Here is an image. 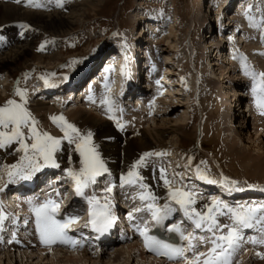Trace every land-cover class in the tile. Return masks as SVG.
<instances>
[{
	"label": "bare ground",
	"instance_id": "bare-ground-1",
	"mask_svg": "<svg viewBox=\"0 0 264 264\" xmlns=\"http://www.w3.org/2000/svg\"><path fill=\"white\" fill-rule=\"evenodd\" d=\"M44 1L45 0H39V2L43 5L42 7H39V8L30 6L28 3V0H21L20 3H17L16 0H10L5 5L2 4L0 1V25L10 24L12 27H14V24L20 23L22 21H27L28 23H31L33 25V27L31 26V28L33 29L32 31L25 30V32L22 34L20 33L8 34L1 40L0 42V74L6 70L14 71L15 68L13 66H15L16 62L22 59L29 58V55H31V46H30L29 40L31 36L35 35L36 29L38 31L52 33L55 35L63 34L69 31L71 28L75 27L78 21H80L81 19H84V14L89 9L85 7V6H88L89 3H87V0H84L81 3L74 5L70 13L65 14L61 11L59 7L56 6V0H47L48 2L47 5L50 7V9L48 10L46 9V6L44 5ZM92 1L95 2L94 4H92V6H96L98 5L99 2H101V0H92ZM228 1L229 0H211L210 8H213V11L215 12V15L217 16L218 13H216V11L222 9L221 11V14H222L225 10L224 8L225 7L227 8ZM223 6L225 7L223 8ZM52 8L54 9L51 10ZM61 8L64 9L65 7L62 6ZM44 9L46 10L44 11ZM246 10H248L247 15L245 14ZM210 11H209L210 15L208 13L207 14L200 13L199 15V18H198L199 28L198 29L203 28V29H206V31L203 33L200 32L199 36L197 37V39L199 40V42L197 43V46L199 50L202 49L203 52L205 50L206 53L211 52L215 48L214 51L216 50V55H217V54H220L222 50L217 49V45L214 44L212 41V38H213L212 35L214 34V32L212 34H210L209 32V25H210L209 18L212 15L211 14L212 12ZM235 12L237 14L236 17L234 13V17L232 19H229V23L224 24L223 26H228L230 22L233 21L235 24L237 23L236 25L241 26L242 28L241 30H243L244 32H247V39L244 41L246 42L248 40L251 44V45H247L248 44V41H247L246 43L247 50H248L247 52L251 53L256 50L254 53H251V56H253V58L255 57L254 59L255 62L253 65L256 66L255 69L253 68L252 69L257 73L264 72V69H263L264 68V46L263 47L259 46V45L264 44V33L262 34L258 30V27L251 26V23L248 19V16L254 17L255 22L257 23L261 22V25H262V22H264V4L263 5L261 4V0H239V4ZM165 16H166L165 12L163 11H161V14H158V12H155V16L154 15L152 16L149 13H140V15H137L136 16L137 23L139 24L141 23L142 25L144 24L140 32L134 33L135 36H132V37L129 34L124 35L122 38L123 39L122 47L120 48L122 55L121 56L119 55L117 59L115 58L114 60L110 58L107 63L108 74L112 75L113 80H111L109 85H107L106 87L107 81L103 79V76L97 75L96 77H94V80L91 84V86L92 85L95 86V89L91 90L87 88V90L86 89L84 90V93L83 95H81L79 102L81 101V99H83L86 103H88V105L93 106L94 108L98 109L104 115L102 116V118L94 115L90 111L82 109V107H80L79 105L66 110L67 111L66 113H68L69 117H73V118L75 117V120L71 121L67 119V121L75 124L81 130H91L94 133L93 140L97 142L99 146V152L102 154L101 157L105 161L106 167L109 169V173H111L114 176L113 180L116 183L120 182L121 175L126 174L127 171L129 170V167L136 160H138L139 157L143 153L151 152L153 150L152 148L155 147L153 145H156L157 148H161V149H158L159 150L158 152L163 150L166 146H167V150L168 149L170 150L172 146L170 144L169 145L164 144L165 136L171 133H176L177 130L184 129V127L188 125L186 123L177 121L178 119L183 120V118H181V115L177 117V120L175 119L176 121L174 123H172L173 119L170 118L169 114L174 112L178 107H180V105L176 103H170V102L166 104L163 102L164 105H166V109H164L166 110V112H164V114L168 112L169 114H167L168 116L165 115L161 117L160 123L156 124V128H154L153 130L151 129L144 130V128L142 127L134 128L133 130H131V133L127 132L125 133V135L121 137L118 133L116 124L114 123V120H113L115 117L117 118L120 111H116L114 113H108L106 111V106L100 104V100L106 94H109L110 96H112V99H114L116 103L118 102V100H121V102L119 101L120 104L124 103L125 95L127 94H129V96L134 95V90H132L131 86H133V84L135 83H136L135 85H137L138 80H142V77H138V75L132 74V71L134 73L136 69L134 65V60H136L137 62L139 61L140 63V59H139L140 56H141V59H144L146 57L147 58L146 62H150L151 60L149 59L151 58H156L155 52L150 51L152 50L151 47L149 46L150 42H148L146 46L147 50H146L145 55H143V51L140 53L138 52L141 48H143L142 46L143 43L140 44V40L144 39V34H145L144 28H147L148 30H150V33H152V31L159 32L160 31L159 26L158 25L156 26L155 23L156 21L161 22ZM238 17H241L242 19L241 18L239 19ZM243 17L244 18L246 17L247 19H243ZM246 23L249 26V29H246V27H244V24ZM261 27H262V32H264V26H261ZM261 27H260V30H261ZM132 29H133L132 31L134 32L135 31L134 27ZM243 31L242 33H244ZM31 32L33 34H31ZM255 34L257 35L255 36ZM248 36H250V38H248ZM217 38H221V39L225 38L224 33H219L217 35ZM207 39L208 40L211 39V40L207 41ZM136 42H139V43L134 45L133 43H136ZM238 42H240L239 39H238ZM107 44L98 47L96 49V52H98L101 48L103 50L107 49L108 48ZM212 46H214V48ZM45 49L47 50V51L45 50L47 53H52V54H49V55L47 54V56H44L46 57V61L44 57L39 56L38 59L41 62L51 63L52 60L58 58L59 53L56 51V47L54 46V43H51L48 46L46 45ZM214 51H212V53ZM238 52L240 51H238L237 49L236 53ZM94 53H95V50L90 53L92 57L91 63L94 62V59L96 57ZM138 53L139 55H137ZM134 56H135V59H134ZM125 57H127V61L125 60ZM206 57H208V61H207L208 65L207 67L205 66L206 68L204 67L205 68L204 71L208 77H205L204 80L214 85L215 91L219 92L217 93L218 94L217 97L220 95V93L222 94L223 89H228L227 88L228 86H229V89L227 90L228 91L227 96L225 94V97L224 96L222 97L223 98L222 104L224 105H222L221 107L223 110L221 109L219 104L215 103L217 102L216 101L217 99L216 98L212 99L214 101L213 106H211L210 107L211 109L207 111L211 112L212 115L210 116L216 117V115L218 114L219 115L217 116V119H216L217 121L214 124L205 125V128H204L205 132L203 133L212 135L211 138H209V141L211 143H213L215 139L220 140L222 138L223 140L221 142L222 147H223L222 151L226 154L225 156L231 157L230 161L233 160L235 162L234 164H230V163L229 164L235 167L239 166L240 169L243 171L244 175L251 174L253 178H251L250 181L255 180L254 182H252V185L260 186L259 188H252V189L247 188L245 192H251L253 194L257 192L263 193L261 189H264V188L261 186L264 185V182H262L264 179L261 180V175H263L264 177V142H263L264 137L259 134V131L261 133V131H264V129L258 131V128L256 127L254 128V131H253V127H251L252 134L251 132H248L247 135H244L243 133L244 130L242 129L239 130L238 129L239 126L238 127L232 126L233 119H234L232 116V113L235 111L234 107H237L240 105V103L242 102L241 97L243 94H246L244 97L248 98L249 109H250V112L253 115H255L256 123L264 121V115L261 114L260 109L257 108L254 102V96L252 93V85L249 86L247 90L246 89L243 90L242 87H244L245 82H247L246 80L248 76H246L245 74L243 75L242 72H240L239 74L237 73V74L232 75L231 71H229L230 69H229L228 63L227 65H222V62L227 59L225 58V56L222 57V59L224 60L222 61V59H220L219 63L217 59L211 60L210 54ZM234 57H235L234 61L236 60V65H237L235 66L241 67V60L239 59V55L238 56L234 55ZM165 59H167V57ZM117 60L121 63L116 62ZM229 61L231 60L229 59ZM26 62L27 60L24 61V63ZM90 64L87 66L81 65L77 70L79 71V73H81L83 69L85 70L86 68L91 67ZM120 64L126 65L123 70L124 72H122ZM28 65H24V67ZM257 68L259 69L257 70ZM162 69L163 71L165 70V72L161 74V79H159L160 81H158L157 84H156L155 79H151V81H155V83L149 86V88L151 89L149 90L146 88L137 89V91L140 92L139 94L144 96L145 101L148 103H151L154 99H158V97H160V99H163V97L165 98L173 97V96L180 94L181 89L176 88L177 86L181 85L180 82L175 79L170 78L171 76L175 75L173 69L171 67H167V68L165 67ZM216 70L218 71V73L215 72ZM150 77L152 78L155 77V73L153 70L150 71ZM202 77L203 76H200L198 81H201ZM2 79L3 78L0 77V89H2L4 93L5 88H6L5 86L6 83H4L5 80L4 79L2 80ZM31 79L32 80L29 83L28 87L32 89L31 90L32 93L39 90L38 93L47 95V98L50 97L52 94H59L58 98H59V101L61 102V105H60L61 108L63 107L66 108L68 106L69 102L66 104L67 97L64 98L61 95V93L68 91L65 88L66 84L62 82L63 80L54 82L53 84H56L57 86L50 88V87H46L45 84H42L38 78L36 79L35 76H32ZM125 79H127V81H130L128 87L126 88L124 86ZM248 79H251V78L249 77ZM151 81L149 82L150 84H151ZM201 83H204V82L201 81ZM30 84L32 87L30 86ZM172 84L174 86H170ZM218 84L220 85L219 87L217 86ZM151 90L153 94L148 95L146 92H149ZM90 94L92 95L93 99L96 101L95 103H93L92 100L88 99ZM75 96H76V93L74 95V98ZM205 96H206L205 98L206 101L207 100L210 102L212 101L210 100L211 98L208 96V94H206ZM231 97H233L234 99L232 100ZM74 98L73 100L71 99V101H74ZM236 101H238V103H236ZM47 102L51 103V101H47ZM176 102L182 103L181 107L184 106L183 101L179 102V100L177 99ZM32 103L33 104L31 105L35 106L33 110L38 115V116L36 115L37 117L35 118L36 119L40 118L41 120H44V122L51 121L49 118L50 117L49 114L51 113L59 114L60 112L57 109H55L56 107L54 108L52 106L46 111L47 108L43 107L45 101H43L42 97L37 98L36 100H33ZM57 103L59 104V102ZM121 109H122V113L125 112L124 110L125 107ZM62 112L63 111H61V113ZM236 112L238 113L239 110L237 109ZM44 115H46V117H43ZM109 115H112L114 118L109 119ZM233 115L235 116L234 113ZM237 115L241 116V113L240 114L238 113ZM120 118L121 117H118L117 119H120ZM103 119L106 121H104ZM138 122L140 121H137L136 119H133V118H126L122 121V124L124 125L125 129H128L131 127V124L135 125L134 123H138ZM244 122H245V118L242 117L240 127L244 126ZM256 123L255 125H258ZM140 124L141 123H139V126ZM205 124H208V123H205ZM54 126L56 125L54 123H51V127H54ZM263 126H264V123L260 125L259 128ZM53 130L57 131V128ZM227 131H228V134L225 135V132L227 133ZM25 133L27 135L26 130H25ZM135 133L136 134L139 133V134L136 135ZM126 134L128 135V137H126ZM62 135L63 133L60 132L57 137H61ZM256 140H259V141L257 142ZM18 147H19V144L16 142H13V144L11 145H8L4 148H0V166L3 167L4 165L12 164L18 161V159L20 158V152L17 151ZM73 149H74V145H69L67 141L62 142L61 150L56 154L57 163L60 164V167L57 169L62 170L63 168L65 167L67 168L70 166L72 168H75V167L79 168L80 157H78V153L74 152ZM69 157H71V163L69 162ZM156 157L157 156L149 157L148 158L149 162L147 166L140 168L139 171H140V174L144 176L143 179L145 182H147L148 184L150 182L152 183V185L149 184L151 187V191L161 198L157 202L164 203L166 202V199L164 198L167 196V188L165 187L163 180L160 178L161 169L163 168L161 167V164L156 161L155 159ZM195 158L196 156H194V159L192 158L193 162H195ZM177 165L178 164L175 165V167L177 168L175 169V171L180 169V166L177 167ZM157 173H159L160 175L155 178L156 176L155 174ZM182 174H184V171H182ZM182 177L184 178V176ZM183 178L177 177L176 180L179 183L181 179ZM220 179H221V176L212 178V180H216L217 182H219ZM257 180H260V183ZM7 181H8V177L4 175V179L0 181V187H3L5 184H7ZM18 181L12 184H8V186L5 189H8L9 187L14 186V184L15 183L17 184ZM240 184H245V183L241 182ZM198 185H203L206 188H209L211 190L215 189V191L217 189L215 187H212L213 186L212 184L204 180H201ZM218 185L223 190L221 191L222 194L225 192L226 194L230 196L235 195V197L239 195L238 193H231L229 190H227L225 187H223L219 183ZM0 195L1 197H4V191L0 192ZM130 195H131L130 198L134 199V196H132V194ZM18 198H19V195L17 196L16 200H18ZM248 199L247 201H249ZM73 201H77V200L73 199ZM11 202H13L14 204L15 201L11 199ZM209 202H210L209 199L197 197V203L194 206H203ZM27 205H28V201L23 206V209H24L23 212L19 211L20 205L16 206L18 209L16 214L18 213L25 214V212L27 211V207H26ZM11 209L13 210V208ZM24 219H26V217H24ZM18 224L19 222L16 223V225ZM104 246H107V244L104 243L103 248H101L100 250H97L96 248H94L95 246L92 245L89 248V250L83 249V246H82L78 248L76 247L73 250L69 249L70 251L68 249L66 250L61 249L59 251H51L50 253L42 252V250H36V249H32V251L27 250L26 252L22 250L23 248H21V251H20L21 253L15 256L9 253V251H11L10 247H6L4 245V246H0V264H163V263L154 261L153 259H150L147 255H144L143 252L140 249H138L136 245L126 244L124 246H117V244H113L111 246L112 251L110 252H109V249L111 250V248L110 247L105 248ZM20 247H21V244H20ZM22 252H25V254H23Z\"/></svg>",
	"mask_w": 264,
	"mask_h": 264
},
{
	"label": "rangeland",
	"instance_id": "rangeland-1",
	"mask_svg": "<svg viewBox=\"0 0 264 264\" xmlns=\"http://www.w3.org/2000/svg\"><path fill=\"white\" fill-rule=\"evenodd\" d=\"M0 1L4 5L9 2L7 0H0ZM65 1H66V4H64V1L62 0V5L65 8L64 9L61 8V11L65 14H68L72 11L74 5L79 4L83 2L84 0H69V2H67V0ZM87 3H89V5L85 7L89 8L90 10L88 9V11L84 14V19H81L80 21H78L75 27L71 28L69 31L63 34H60V35H55L52 33L38 31L37 29L35 30V35L31 36L29 40V43L31 46V55H29V58L22 59L16 62L15 66H13L15 68L14 71L6 70L7 72L4 71L0 74V77L5 80L4 83H6L5 92L3 93L2 89H0V105H3L4 102L8 99H16L17 101H19L18 100L19 97L14 95V89L16 87H20L22 89L27 90V98H28L27 107L29 111L32 113V115L34 117H37L38 115L33 110L35 106L31 104H33L32 103L33 100H36L42 95L37 94V92L32 93L31 92L32 89L28 87L29 82H31L32 80L31 78L33 75H35L37 79L38 77L36 75L42 77L50 73H55V75L49 76V81H57V80L62 79L64 75L70 74L72 71H74L79 66V64L84 62L86 60L84 58L89 57L90 56L89 53H91V51L93 50L96 51V49L100 47V45L107 44L105 40H109L110 42H113V41L121 42L122 41L121 36H124L127 34L129 35L134 34V32L137 31L139 27V26L137 27V24H138L136 20L137 15H140V13H149V11L153 12L158 9H161V11L165 12L167 21L164 20L163 22L159 23L161 25V33L159 36L155 37L153 40V42L158 45V46H155V48H157L155 49V52H157L156 54L157 58L154 59L153 62H150V66L148 70L143 71L144 66L148 65V63L144 62L145 59L142 60V63L140 65V68H142V73L146 77V81L143 86L148 88V85H147L148 71L151 68L154 69V72L156 75H160L165 72V70L163 71L162 68L171 67L175 74L174 76H171V78L172 79L176 78L180 80L181 85L178 87V89H181V91L179 95H176L173 97H166V98L163 97V99H160L158 97V99H156V101L152 102L151 104L149 103L147 104L145 103V101H143L144 103L143 102L141 103L140 100L142 99H136V98L132 100L126 99V102H125L126 109H128L129 107L131 108L127 111L126 114H124V118L132 117V118L138 119L141 122L134 123L137 126L131 124L130 128L125 129L124 127L118 128L117 123L114 121L119 135L122 137L123 135H125V133L127 132L131 133V130H133L134 128H140V127L144 128V130L145 129L153 130L154 128H156V124L160 123L161 117L169 114V112L164 114V112H166V110H164L166 109V105H164V103L168 104L170 102V103L179 104L180 107H178L174 112L169 114L170 118L173 119L172 123H174L177 120V117L181 115V118H183V120L178 119L177 121L186 123L188 125H186L185 126L186 128L184 127V129L177 130L176 133H171V134L166 135L164 138V144L166 145L170 144L172 147L170 150L169 149L167 150V146H166L161 151L168 153L167 155L168 156L170 155L172 157L173 162L175 161V163H178L181 166L187 165L188 171L190 173L192 172L196 177H197L196 168L199 166V168L203 172H205L209 178L225 176L231 180L238 181L239 183L237 187H242V185H239L241 182L245 183L243 185H248L249 183L252 184V182H254L255 180L250 181V179L253 178L251 174L244 175L243 171L240 169L239 166L235 167V166L230 165V164H234L235 162L233 160L230 161L231 157L225 156L226 154L222 151L223 150V147L221 144V142L223 141L222 138L220 140L215 139L214 142L211 143L209 141V138H211L212 135L203 133L205 132V129H204L205 125L214 124L217 121L216 120L217 116L219 115V114L216 115V117L210 116L212 115L211 112L207 111L211 109L210 108L211 106H213L214 101L212 99L216 98L217 99L216 101L219 103L217 102L215 103L219 104L221 107L222 105H224L222 104L223 102L222 97L223 96L225 97V94L227 96L228 94L227 90L229 89V86L227 87L228 89H223L221 87L223 90H222V94L220 93V95L218 96L220 98L219 100V98L217 97L218 95L217 93L219 92L215 91L214 85L204 80L205 77H208L204 71V69L208 65V62H207L208 57L206 56L210 54L211 55L210 59L211 60L217 59L218 63L220 62V59H222V57L225 56V58L227 59L222 62V65H227L228 63L229 69H230L229 71H231L232 75L237 74V73L239 74L240 72H242L243 75L245 74L242 68V65L241 67H236L237 65H236V60L234 61V55H237V56L239 55V59H240V56L242 54L244 57H246V63L248 65H253L255 62L254 61L255 57L253 58V56H251V53H254L256 50L254 52L248 53L247 45H251V44L247 40L248 44L246 45L247 41L246 42L244 41L247 39V32H244L243 30H241L242 29L241 26L236 25L237 23L235 24L233 21L230 22L228 26H223L224 24L229 23V19H232L234 17V13L236 17L237 15L236 12L233 13L231 12L230 8H228L225 10V12H223L224 14L223 13L222 15L219 14V16L217 15L216 17L218 25L221 23V27L220 25L218 27L216 25V28L213 31L214 34L212 35L213 37L212 41L214 44L217 45V49H223L220 54L216 55V50L214 51L215 49L214 46H212L214 48L212 50L214 51L213 53L212 51L206 53L205 50L203 52L202 49H200L201 50L200 51L197 46V43L199 42L197 37L200 34L198 30L199 28L198 18H199L200 13L202 14L203 0H101V2H99L98 5L96 6H92V4L95 3L92 0H87ZM261 4L262 5L264 4V0L261 1ZM144 7H146V9H144ZM53 9L54 8H52L51 10ZM45 10L46 9H44V11ZM219 11H222V9ZM154 14H152V16ZM238 18L240 19L241 17H238ZM243 19H247V18L243 17ZM20 23L22 24L21 29H23V33L25 32V30L26 31L33 30L31 28V26L33 27L31 23H28L27 21H22ZM259 24L261 25V22ZM24 25H26L27 27H24ZM261 26H264V22L262 23ZM261 26L258 27V30L263 34L264 32H262ZM133 27L135 29L134 32L132 31ZM244 27H246V29H249V26L247 25V23L244 24ZM260 27H261V30H260ZM221 28L222 29L224 28V29L221 31ZM7 31H9L8 24L0 25V33L7 32ZM242 31L244 33H242ZM221 32H224L225 38L223 39L218 38L220 41V44H219L217 35ZM31 34L33 33L31 32ZM256 35L257 34H255V36ZM229 37H231V39H229ZM248 38H250V36H248ZM238 39L240 42H238ZM209 40L207 39V41ZM51 43H54V46L56 47V51L59 53L58 58L52 60L51 63L41 62L38 59L39 56L44 57V56H47V54L48 55L52 54V53H47L46 52L47 50L45 49V46L46 45L48 46ZM152 46L154 47V45ZM259 46L263 47L264 44L259 45ZM237 49L240 52L236 53ZM141 50L142 49H140L138 52L139 53L142 52ZM143 53H146V51H143ZM88 54L89 56H87ZM166 57L167 59H165ZM44 59L46 61V57H44ZM229 59L231 61H229ZM25 60H27L26 63H24ZM72 60H77V61H82V62L72 67H66L65 65H68L69 61H72ZM24 65H28V66L24 67ZM258 69L259 68H257V70ZM215 72L218 73L217 70ZM200 76H203L201 81L204 83H201V81H198ZM248 78L249 77H247L246 81H248ZM86 82L87 81L85 80L84 83L81 84L79 87L83 88ZM217 86L219 87L220 85L218 84ZM82 90H84V88ZM75 92L77 95L79 94V91L78 92L75 91ZM206 94H208V96L211 98L210 99L212 100L211 102L208 100L207 101L205 100ZM57 95L58 94H55L51 96L50 98L45 99L44 101L54 100V97ZM64 95H67V94H64ZM231 98L232 100L234 99L233 97ZM177 99L179 100V102L183 101V105H184L183 107H181L182 103L176 102ZM119 101L121 102V100H118V102ZM78 105L82 107V109L90 111L94 115L100 118H102L103 116L101 115L99 111L93 109L94 107L86 106L85 104H83L82 100L79 102V97L78 99L75 98L74 101H70L67 108H60V107L55 108L53 105L48 104V103H44L43 107H46L47 109L46 108L45 109L47 111L52 106L55 109H58V111H60L59 114H62L66 118V120L69 119L72 121V120H75V117L74 118L69 117L68 113H66L67 112L66 110L72 107H76ZM121 105L123 106L122 108L125 107L124 103H121ZM132 105L133 107L139 106V108L141 109L143 108L142 110L147 109V112L145 113L140 112L137 114V112L132 109L133 108ZM116 107H117V104H116ZM61 111L63 112L61 113ZM238 113L240 114V110ZM238 113L236 112V114ZM51 114L59 115L58 113L56 114L51 113ZM51 114H49V116H52ZM43 117H46V115H44ZM240 118L241 116H238L237 118L234 117L232 126L233 127L239 126L238 127L239 130L241 129L244 130L243 132L244 135H247L248 132H251L252 134V128L246 127V129H244L245 127L243 126H242L243 128L240 127V124H241ZM250 119L251 117L249 118V120ZM36 120L38 121L39 128L42 131H47L48 133L50 132L49 134H51L52 136L57 137L59 133L61 132L57 126L51 127V123H53L52 121L44 122V120H41L40 118ZM139 123H141L140 126H139ZM205 123H208V124H205ZM56 128H57V131H54L53 129H56ZM227 134H228V131L227 133L225 132V135ZM126 137H128L127 134H126ZM256 141L258 142L259 140H256ZM94 142L95 144H97L96 141ZM153 146L155 147L152 148L153 150L151 152L161 149V148H157L156 145H153ZM21 155H23L22 152L20 153V156ZM100 155L102 154L100 153ZM194 156H196L195 158L196 162L195 164L189 166V164L194 159ZM190 157H191V161H189ZM201 161L205 163L202 164ZM175 169L177 168L175 167ZM4 171H5V168L1 167L0 172L4 173ZM182 171H184V168L178 169V172L182 173ZM155 175H156L155 176L156 178L160 174L157 173ZM263 179L264 177L263 175H261V180ZM257 181L260 183V180H257ZM108 182H109L108 178H104V180L101 181V183L104 185L105 183H108ZM262 182H264V180ZM149 184L152 185L151 182ZM172 185H173V180H172ZM188 187L190 188V184H188ZM261 187L264 188V185H262ZM208 197L210 198L219 197V199L228 200L227 197H222V195L219 192L215 193L214 191L213 193H210ZM247 197H254V196H247ZM236 198H237V201H241V202L246 201L245 199H242V197H236ZM257 198H260L262 199V201H264V195L260 196L259 194L257 195ZM231 205L235 207L237 204H231Z\"/></svg>",
	"mask_w": 264,
	"mask_h": 264
},
{
	"label": "snow or ice",
	"instance_id": "snow-or-ice-1",
	"mask_svg": "<svg viewBox=\"0 0 264 264\" xmlns=\"http://www.w3.org/2000/svg\"><path fill=\"white\" fill-rule=\"evenodd\" d=\"M20 3L21 0H16ZM30 6L42 7L39 0H28ZM56 6L62 7V0H56ZM251 7V6H249ZM248 10H246L247 15ZM248 19L253 27H259L260 24L255 22V18L248 16ZM24 27H27L24 25ZM0 39H3L0 37ZM231 39V37H229ZM235 58V57H234ZM87 59V58H84ZM127 61V57H125ZM241 65L245 75L252 80V93L254 102L261 114L264 115V72H255L247 63L246 57L242 54L240 56ZM82 61H69L66 67H72ZM121 70L123 72L124 67ZM55 75L50 73L42 76L46 87H56V84L49 82V76ZM69 77L63 76V81H67ZM107 87V85H106ZM91 91V90H90ZM110 91V89H109ZM14 95L19 97L16 99H8L3 105H0V148L16 142L19 144L18 152H22L19 160L12 164L4 165L5 174L8 177L7 184L0 187V192L4 191L8 184L16 181H30L46 168H59L56 154L61 150L63 141H67L69 145H74L73 151L78 153L80 157L79 168L75 169L68 167L64 169L65 175L73 182V192L75 196L83 198L88 205V219L83 227L91 228L97 233H106L116 222V215L113 213V202L111 193L114 185L109 184L103 190V195H96L94 192L89 195L86 190L91 189L96 185L98 178L104 174L109 173L105 161L102 159L99 146L93 141L94 133L91 130H81L75 124L70 123L61 115H52L50 120L63 133L61 137H55L47 131H42L38 127V121L29 111L27 104V90L20 87L14 89ZM88 99L93 103L96 101L90 94ZM100 104L106 106L108 113L122 111L115 105V101L110 95H105ZM109 115V119H113ZM118 128H123V125L117 122ZM27 130V135L25 133ZM166 152H145L138 160H136L127 171L120 177L119 187L123 188L125 185L132 186L139 184L142 189L138 193V198L142 202H146L144 208H135L133 212L148 211L151 214L152 220L156 224H161L165 219L172 215L175 208L171 203H164L160 205L157 203L160 197L153 193L149 186L143 182V177L139 169L147 166L149 157L166 156ZM191 161V157L189 158ZM71 163V157H69ZM201 163H205L201 161ZM197 178L204 180L210 184L219 183L229 191H245L244 188L237 187L238 181L231 180L228 177L222 176L220 181L209 179L208 175L203 172L199 166L196 168ZM160 178L163 180L167 188L166 201L174 202L179 205L180 210L184 216L191 220L196 229L211 233L207 238L201 236V242H209L211 247L206 253H199L189 264H232V257L240 249L242 242L245 240L244 230L260 226V231L264 233V203L260 204H246L230 206L222 200L213 199L204 205L206 211H198L194 205L197 203V194L192 191L187 185L183 187H172V180L167 178L166 170L161 169ZM259 185L248 184L247 188H259ZM264 191V189H261ZM55 195L60 196V192L56 190ZM31 205V211L35 216L36 230L41 244L46 245L49 250L52 245L62 244L70 245L73 248L83 246L82 241L73 239L69 235V230L72 225L76 224L80 217L76 214H69L63 219H57L62 211L61 203L56 199L49 198L42 203L33 204L31 200L28 201ZM219 216H228L231 220L230 224H221L218 220ZM7 216L0 210V229H2ZM128 219L133 220L135 217L133 213H128ZM27 223V221H26ZM136 230L144 238V246L149 251L161 256L169 261H174L179 258H184L186 249L177 247L174 244L168 243L164 240L157 239L154 236L148 235L146 227L136 225ZM170 231H180L178 225H172ZM181 238L188 240L189 245L187 250H191L194 245L191 244V235L185 237L181 232ZM253 244H264V238L256 239L249 238ZM260 255L259 253H257ZM201 257L203 259L201 260Z\"/></svg>",
	"mask_w": 264,
	"mask_h": 264
}]
</instances>
